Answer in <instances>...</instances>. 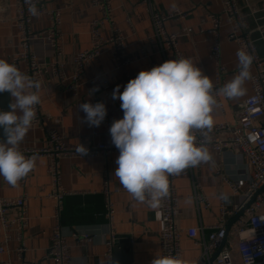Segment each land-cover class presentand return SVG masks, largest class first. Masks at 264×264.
Here are the masks:
<instances>
[{"label":"crops","instance_id":"0c3cea01","mask_svg":"<svg viewBox=\"0 0 264 264\" xmlns=\"http://www.w3.org/2000/svg\"><path fill=\"white\" fill-rule=\"evenodd\" d=\"M49 9H59L62 14V32L60 40L64 55L61 58L65 63V72H73V55L88 49L91 45L89 23L93 19L101 18L102 12L94 7L92 0H42ZM246 19V28L256 40L258 53L264 58V41L256 29L257 24L264 26V15L259 14V21L247 17L250 6H258L264 0H237ZM114 24L120 29L128 45V53L133 58L129 66L131 73L138 75L141 70H150L151 61L165 62L167 51H163L155 38V26L152 12L172 13L182 10L188 13L183 19H170L166 21L169 31L181 34L180 49L184 58H190L200 67L205 75L214 83L216 65L210 57L213 39L206 31L212 26L208 16L219 13L220 0H109ZM18 9L16 0H0V59L6 61L19 52L20 31L18 22ZM34 31H43L52 26V20L47 14L39 17L32 16ZM105 36L112 33L109 24L103 26ZM187 32V34H186ZM231 27L227 18L223 20L220 30L222 48V62L229 70L226 80L219 87L221 89L235 74L230 71L238 67V44L229 39ZM32 48L38 62L49 64L56 59L54 48L45 39L32 41ZM115 59L111 52H106L93 61L92 68L87 70L78 96L68 90V82L59 81L52 73L41 75L39 82L40 103L38 104L43 123L32 125L20 144V150L25 148H44L47 146V130L56 129L66 137L70 145L89 146L92 143L103 141L111 143V135L104 125L90 127L84 120L85 113L79 109L82 103H92L96 99L93 86L97 77L106 74L113 82H119L114 71ZM25 69L26 65L23 64ZM244 87V95L236 98H227L219 92L214 93L217 103L213 106L211 117L213 125L228 122L236 125L237 111L243 102L252 93L251 81L248 79ZM123 92V91H121ZM9 93V92H8ZM10 103L12 97L9 93ZM107 108L108 117L114 121L123 118L121 101L119 99L100 97ZM221 103V105H220ZM1 130V128H0ZM96 130V135L91 131ZM6 137L0 131V140ZM210 159L197 166H191L176 174L174 184L182 197L176 215L177 226L184 231L181 248L183 261L194 264L201 254L200 246L195 244V239L202 238L201 227L216 223L220 218V195H229L234 203H239V197L233 196V191L226 184L225 177H238L252 168L247 157H240L237 148L226 150L222 154L208 150ZM119 153H108L106 156L96 157H63L60 161L61 184L67 191L75 192L67 196L63 214V225L66 232V241L70 253L76 264L87 261L89 264H151V261L160 256L159 232L161 219L158 206L151 207L147 201L139 202L134 199L114 175L117 168L116 159ZM49 159L38 156L35 168L19 181L16 186H11L0 177V195L4 198H16L26 194L28 226L21 242L12 240L9 243L10 257L13 264H53L45 259V254L51 244V233L54 224V201L47 197L51 190V177L47 172ZM105 180L109 181L111 188H118L113 194V217L108 218L106 202L101 190ZM194 183H199L203 193L210 201L211 207H198L191 198L194 192ZM13 215H17L13 213ZM235 217V216H234ZM230 219L232 225L228 235V243L233 247L234 260L240 263V254L234 255L235 230L246 220ZM233 231V232H232ZM89 233L93 240L87 243H78L76 235ZM114 236V237H113ZM113 237L120 243L113 246L111 256H107V241ZM117 237V238H116ZM3 236L0 231V242ZM19 245L28 250L24 260H19L14 249Z\"/></svg>","mask_w":264,"mask_h":264},{"label":"built area","instance_id":"2783aa9c","mask_svg":"<svg viewBox=\"0 0 264 264\" xmlns=\"http://www.w3.org/2000/svg\"><path fill=\"white\" fill-rule=\"evenodd\" d=\"M147 0H142L146 2ZM247 1V0H246ZM40 14L49 15L52 20V26L43 31H34L32 28V15L28 12V5L25 0H16L18 9V22L20 31L21 50L13 54L7 62L15 64L23 73L27 74L33 80L39 81L41 75L48 72L51 68L53 75L62 82H68V90L78 96L79 88L84 79L87 70H90L93 61L106 52H111L115 59L114 71L119 78V82L111 81L106 74H101L93 86V92L96 95L94 104L100 102V97L111 98L113 90L117 85L120 91L129 80L137 75L129 70L133 58L128 53L126 39L120 29L114 24L109 0H92L94 7L101 10V18L93 19L89 23V34L91 45L88 49L79 51L73 55V72L67 75L65 72V63L61 60L64 50L60 43L63 36L62 32V14L59 9H49L42 0H34ZM221 10L219 13H211L208 18L212 26L206 31L211 35L213 44L211 45L210 57L216 65L213 93L218 96V89L226 80L229 70L222 62V48L220 41V30L223 20L227 21L231 27L229 39L238 44L253 57V63L250 68L252 93L243 102L240 103L237 111L236 125L223 122L213 125L205 136L200 130H193L196 137V144H203L208 150H214L222 154L226 150L237 148L240 150V157H247L251 169L242 175L234 178L225 177L226 184L233 191V196L239 197V203H234L229 195H220V218L213 225L202 226V238L195 239V244L200 246L201 254L194 264H264V58L258 53L256 40L246 28V19L242 13L241 5L237 0H220ZM150 3V0H149ZM247 17L259 21V14L264 15V1L258 6H250ZM155 26L154 39L162 47L163 51L169 53L165 61L170 59H180L183 57L180 49L181 34L169 31L166 27V21L170 19H183L188 13L182 10H176L172 13L152 12ZM109 24L112 30L110 36H105L103 26ZM256 29L260 33V38L264 41V26L257 24ZM187 34V32H186ZM35 39H45L55 50L56 59L49 64L38 62L37 56L32 48V41ZM184 58V57H183ZM26 68L23 69L22 65ZM162 63L152 60L151 68ZM239 68L230 71L232 74H238ZM98 89V90H95ZM221 105V103H220ZM222 106V105H221ZM43 123V117L38 105L36 106V119L32 125ZM113 121L106 115L101 123L110 134V127ZM47 146L44 148H25L21 151L26 156L35 154L46 156L49 159L47 172L51 177V190L47 197L54 201V224L51 233V244L45 254V259L53 264H76L72 257L69 246L66 241L65 227L62 223V215L65 210V200L67 196L75 192L67 191L61 184L60 161L63 157H96L106 156L108 153H119L115 145L103 141L92 143L85 146L88 154L84 157L76 152L79 145H70L66 137L56 129L47 130ZM96 130L91 131V135H96ZM176 175L169 176V189L167 196L160 199L158 209L161 219V229L159 232L160 256L171 255L183 261L181 241L184 231L176 224V215L179 210L181 195L177 193L174 180ZM118 188H111L109 181L105 180L101 193L106 202V213L108 218L113 217L112 196L118 192ZM198 207H211L209 197L203 193L199 183H194V192L191 195ZM27 197L26 194L16 198H4L0 195V231L3 239L0 242V264H13L9 258L11 249L9 243L12 240L21 242L25 230L28 226L27 217ZM242 210L246 220L235 230V244L240 254V263L234 260L232 253L233 247L228 243V230L230 219L236 216ZM16 213L17 215H13ZM233 232V231H232ZM114 237V236H113ZM113 237L107 241V256L112 255ZM78 243H87L93 240L89 233H80L76 235ZM226 239V243L219 254L212 260L214 254L218 251L221 243ZM27 248L19 245L14 249L19 260H24ZM82 264H89L87 261Z\"/></svg>","mask_w":264,"mask_h":264},{"label":"clouds","instance_id":"9594fccd","mask_svg":"<svg viewBox=\"0 0 264 264\" xmlns=\"http://www.w3.org/2000/svg\"><path fill=\"white\" fill-rule=\"evenodd\" d=\"M25 3L28 12L39 17L34 0ZM236 56L238 74L219 89L227 98L244 95L245 82L251 78L253 57L243 48L237 50ZM213 88L209 76L190 58L182 57L141 70L123 92L119 85L113 90L112 99H119L123 110V118L114 120L109 129L112 143L119 150L114 175L134 199L157 207L168 194L169 176L210 159L207 147L196 144L193 130L206 136L204 130L213 127L210 114L217 103ZM40 89L39 81L0 59V93L9 92L12 97L10 110H0V128L6 137L0 140V177L11 186H16L36 166L37 156H26L20 144L36 119ZM79 109L90 127H99L107 115L103 102L82 103ZM75 150L83 157L88 154L81 143ZM151 264L186 262L163 255L156 256Z\"/></svg>","mask_w":264,"mask_h":264},{"label":"water","instance_id":"95a60500","mask_svg":"<svg viewBox=\"0 0 264 264\" xmlns=\"http://www.w3.org/2000/svg\"><path fill=\"white\" fill-rule=\"evenodd\" d=\"M9 105H10L9 93H8V92L0 93V110H3V111H8V110H10V109H9ZM0 131H1V133L3 134V136H4V133H3V129H2V128H1ZM244 211H245V210H242L241 212H239V213L234 217L233 220L240 218V217L244 214ZM232 222H233V221H231V223H229V225H228V230L230 229V227H231V225H232ZM116 238H117V237H116ZM119 243H120V241H118V239H115L114 244H113L114 249H115L116 246H118ZM225 243H226V239L221 243V245H220L218 251L214 254L212 260H213V259L219 254V252H220V251L222 250V248L224 247Z\"/></svg>","mask_w":264,"mask_h":264},{"label":"rangeland","instance_id":"374dc122","mask_svg":"<svg viewBox=\"0 0 264 264\" xmlns=\"http://www.w3.org/2000/svg\"><path fill=\"white\" fill-rule=\"evenodd\" d=\"M234 247H235V250H236V252H235V254L234 255H238L239 256V254H238V249H237V246H236V244L234 245Z\"/></svg>","mask_w":264,"mask_h":264},{"label":"trees","instance_id":"16d2710c","mask_svg":"<svg viewBox=\"0 0 264 264\" xmlns=\"http://www.w3.org/2000/svg\"><path fill=\"white\" fill-rule=\"evenodd\" d=\"M64 214V213H63ZM62 223H63V215H62Z\"/></svg>","mask_w":264,"mask_h":264}]
</instances>
